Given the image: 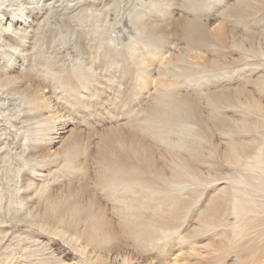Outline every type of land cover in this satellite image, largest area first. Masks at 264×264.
I'll use <instances>...</instances> for the list:
<instances>
[{"label": "bare ground", "instance_id": "1", "mask_svg": "<svg viewBox=\"0 0 264 264\" xmlns=\"http://www.w3.org/2000/svg\"><path fill=\"white\" fill-rule=\"evenodd\" d=\"M6 225L31 264H264V0H0Z\"/></svg>", "mask_w": 264, "mask_h": 264}, {"label": "rangeland", "instance_id": "2", "mask_svg": "<svg viewBox=\"0 0 264 264\" xmlns=\"http://www.w3.org/2000/svg\"><path fill=\"white\" fill-rule=\"evenodd\" d=\"M114 58H118L115 57L113 55ZM102 62L105 64V67H107V71H105V73L109 74L111 67L109 62L102 60ZM103 65V64H102ZM125 69L128 71V74L126 76L124 75H120L119 78H124L125 77V81L127 83L126 87L124 88V91L126 92V97L124 100H122V104H126L132 97V93H133V87H134V83H135V78H134V73L129 71L128 65H124ZM112 98V96H111ZM126 102V103H125ZM107 103V104H106ZM106 105L101 109V110H106L108 109V99L106 98ZM100 110V111H101ZM114 110V107L111 106V111ZM107 112H111L110 110H106ZM106 111H101L100 114L103 115V117H106L107 112ZM103 112V113H102ZM108 112V113H109ZM106 113V114H104ZM74 127V126H71ZM94 141L97 142V139L95 137V139H93ZM9 227V228H8ZM5 230H9L10 233L8 235V237L6 238V240L3 242L4 248H0V264L4 263L6 264V262L11 261L12 260V264H19V262L17 261L19 256L23 257L21 260H23L25 262V264H31V262H33V259H31L28 255H30L28 252H24L21 251L20 249H18L17 247V243H18V239L16 237V234L18 233L19 230L24 231L26 229H24V227H13V226H7L4 227ZM10 243V244H9ZM8 245V246H7ZM15 248V249H14ZM17 248V249H16ZM2 250V251H1ZM29 252L31 251V247H29ZM23 252V253H22ZM21 254V255H20ZM26 256V257H25ZM13 258V259H12Z\"/></svg>", "mask_w": 264, "mask_h": 264}]
</instances>
